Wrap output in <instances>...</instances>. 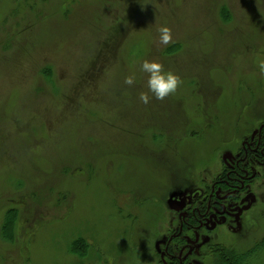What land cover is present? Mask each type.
I'll return each mask as SVG.
<instances>
[{
    "label": "rangeland",
    "instance_id": "rangeland-1",
    "mask_svg": "<svg viewBox=\"0 0 264 264\" xmlns=\"http://www.w3.org/2000/svg\"><path fill=\"white\" fill-rule=\"evenodd\" d=\"M144 60L181 77L174 95L139 100ZM261 61L264 0H0V264H155L171 206L264 119ZM253 212L254 230L212 242L249 247Z\"/></svg>",
    "mask_w": 264,
    "mask_h": 264
},
{
    "label": "flooded vegetation",
    "instance_id": "flooded-vegetation-1",
    "mask_svg": "<svg viewBox=\"0 0 264 264\" xmlns=\"http://www.w3.org/2000/svg\"><path fill=\"white\" fill-rule=\"evenodd\" d=\"M220 144L210 173L199 174L169 209L155 264H213L219 246L214 236H238L257 225L253 209L264 202V119L236 129Z\"/></svg>",
    "mask_w": 264,
    "mask_h": 264
},
{
    "label": "clouds",
    "instance_id": "clouds-1",
    "mask_svg": "<svg viewBox=\"0 0 264 264\" xmlns=\"http://www.w3.org/2000/svg\"><path fill=\"white\" fill-rule=\"evenodd\" d=\"M159 43L164 46H169L174 43L172 30L168 26H161L159 29ZM261 74H264V61L259 62ZM140 70L148 74L147 91L141 92L139 100L147 105L153 98L159 101L165 100L170 95H174L183 81L181 77L171 70H166L164 65L156 60H144L141 63ZM135 74L129 75L125 78L126 85H133L135 83Z\"/></svg>",
    "mask_w": 264,
    "mask_h": 264
},
{
    "label": "trees",
    "instance_id": "trees-1",
    "mask_svg": "<svg viewBox=\"0 0 264 264\" xmlns=\"http://www.w3.org/2000/svg\"><path fill=\"white\" fill-rule=\"evenodd\" d=\"M225 11L221 8V12ZM223 15V14H222ZM224 17V16H223ZM47 71L43 70L44 76ZM17 211L11 209L6 212L3 225L1 227V236L6 241H12L14 239V226L16 222ZM89 247L88 241L85 238L79 236L72 239L69 245V250L76 253L77 256H84ZM264 255V233L254 240L247 248H238L236 246H224L219 245L214 250L216 264H257L256 258L258 255Z\"/></svg>",
    "mask_w": 264,
    "mask_h": 264
}]
</instances>
